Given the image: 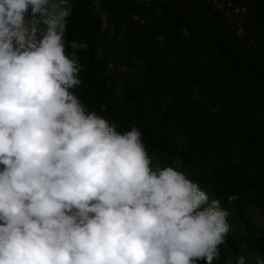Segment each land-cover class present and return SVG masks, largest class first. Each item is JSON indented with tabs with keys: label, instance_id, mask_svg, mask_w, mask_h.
Segmentation results:
<instances>
[{
	"label": "clouds",
	"instance_id": "9594fccd",
	"mask_svg": "<svg viewBox=\"0 0 264 264\" xmlns=\"http://www.w3.org/2000/svg\"><path fill=\"white\" fill-rule=\"evenodd\" d=\"M64 3L0 0V264H213L230 213L82 103Z\"/></svg>",
	"mask_w": 264,
	"mask_h": 264
},
{
	"label": "trees",
	"instance_id": "16d2710c",
	"mask_svg": "<svg viewBox=\"0 0 264 264\" xmlns=\"http://www.w3.org/2000/svg\"><path fill=\"white\" fill-rule=\"evenodd\" d=\"M68 1L64 40L67 53L81 46L82 103L121 132L141 130L154 169L183 172L221 203L237 196L245 233H228L213 264L264 258L248 216L264 215V0ZM119 63L139 64L123 99Z\"/></svg>",
	"mask_w": 264,
	"mask_h": 264
},
{
	"label": "rangeland",
	"instance_id": "374dc122",
	"mask_svg": "<svg viewBox=\"0 0 264 264\" xmlns=\"http://www.w3.org/2000/svg\"><path fill=\"white\" fill-rule=\"evenodd\" d=\"M57 2H59V0H57ZM68 5L69 4H64L62 5V7H66L68 10H71L70 5L69 6ZM97 6H98V1H97ZM27 19H30V18H26V22H27ZM38 27L42 28L43 25H38ZM104 28L107 32L113 35L112 26L107 22V20H105ZM80 47L81 46H79L78 44H73V51L68 54L69 55L75 54L74 51L79 49ZM138 69H139V64L137 63H133V64L119 63L118 65H115L111 69V71L113 72L116 78V83H117L116 97L118 99H123V94H124L123 86L125 82L128 80L127 78L131 77L133 81L137 80L138 78L137 70ZM151 159H152V167H154L156 162H154V159L152 157ZM200 188L207 193V195L209 196V202H211V200L213 199L210 197V194L203 187L200 186ZM221 206L226 208L228 212L230 213L228 217V223L231 226L229 235L237 236L240 234H244L245 227L243 223L240 221V219L238 218V216L236 215V210L234 208V202H228V203L223 202L221 203ZM249 213H250V216H249ZM248 216L249 218L251 217L250 219L252 223L254 224V226H256L264 234V215L261 213H258L257 211L248 210ZM246 258H247L246 264H256L258 259H264L263 257L257 256V255H249ZM236 261H237V258H236Z\"/></svg>",
	"mask_w": 264,
	"mask_h": 264
},
{
	"label": "built area",
	"instance_id": "2783aa9c",
	"mask_svg": "<svg viewBox=\"0 0 264 264\" xmlns=\"http://www.w3.org/2000/svg\"><path fill=\"white\" fill-rule=\"evenodd\" d=\"M69 3V1L68 0H65V3L64 4H68ZM63 4V5H64ZM77 59V58H76ZM77 62L79 63V61H78V59H77ZM80 64V63H79Z\"/></svg>",
	"mask_w": 264,
	"mask_h": 264
},
{
	"label": "crops",
	"instance_id": "0c3cea01",
	"mask_svg": "<svg viewBox=\"0 0 264 264\" xmlns=\"http://www.w3.org/2000/svg\"><path fill=\"white\" fill-rule=\"evenodd\" d=\"M68 4L70 5V8H71V4H70V3H68ZM69 5H68V6H69ZM69 12H70V10H69Z\"/></svg>",
	"mask_w": 264,
	"mask_h": 264
}]
</instances>
